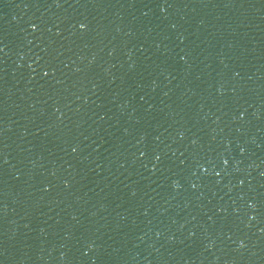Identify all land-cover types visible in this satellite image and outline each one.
<instances>
[{
    "label": "water",
    "instance_id": "95a60500",
    "mask_svg": "<svg viewBox=\"0 0 264 264\" xmlns=\"http://www.w3.org/2000/svg\"><path fill=\"white\" fill-rule=\"evenodd\" d=\"M0 264H264V0H0Z\"/></svg>",
    "mask_w": 264,
    "mask_h": 264
},
{
    "label": "snow or ice",
    "instance_id": "6c2138e0",
    "mask_svg": "<svg viewBox=\"0 0 264 264\" xmlns=\"http://www.w3.org/2000/svg\"><path fill=\"white\" fill-rule=\"evenodd\" d=\"M85 27H86V26H85L84 24H81V28H82V29L85 28ZM33 30H35V28H34ZM43 74H44V76H47V75H48V72L45 71ZM72 151L75 152L76 149L73 148ZM156 159L159 160V156H157ZM217 175H219V173H217Z\"/></svg>",
    "mask_w": 264,
    "mask_h": 264
}]
</instances>
